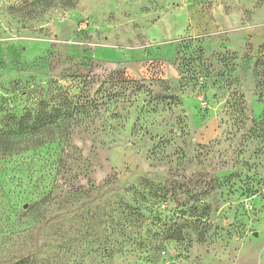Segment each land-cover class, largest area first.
Instances as JSON below:
<instances>
[{"label":"rangeland","instance_id":"rangeland-1","mask_svg":"<svg viewBox=\"0 0 264 264\" xmlns=\"http://www.w3.org/2000/svg\"><path fill=\"white\" fill-rule=\"evenodd\" d=\"M0 264H264V0H0Z\"/></svg>","mask_w":264,"mask_h":264},{"label":"trees","instance_id":"trees-1","mask_svg":"<svg viewBox=\"0 0 264 264\" xmlns=\"http://www.w3.org/2000/svg\"><path fill=\"white\" fill-rule=\"evenodd\" d=\"M49 115H47V113L46 112H43V111H39V112H37L36 114H35V116H34V120H38V121H43V120H45L47 117H48ZM46 117V118H45ZM31 114H26V115H23V116H21V118H20V120H19V125H20V128L18 129V132H22L23 131V133H25L26 131H28V130H30V128L27 126V124L24 126V127H22V123H28L30 120H31ZM41 125H45L44 123H42ZM22 128H24V129H22ZM25 131V132H24ZM5 134V133H4ZM48 195V194H47ZM47 195H45V196H47ZM97 247L99 248V249H102V250H104V249H107L108 250V247H109V244H106L104 241H102V242H99V244L97 245Z\"/></svg>","mask_w":264,"mask_h":264}]
</instances>
